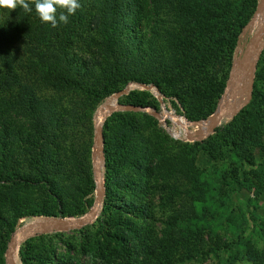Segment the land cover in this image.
I'll return each mask as SVG.
<instances>
[{
    "label": "trees",
    "instance_id": "1",
    "mask_svg": "<svg viewBox=\"0 0 264 264\" xmlns=\"http://www.w3.org/2000/svg\"><path fill=\"white\" fill-rule=\"evenodd\" d=\"M256 1L0 0V264L19 219L78 217L91 207L93 113L103 99L144 83L188 120L214 113ZM256 81L264 83V50L250 101L202 141L170 138L146 112L112 113L103 124L102 207L89 232L75 243L61 232L29 237L16 264H84L72 252L87 250L105 264H182L232 250L229 236L204 237V221L220 216L234 191L264 193ZM125 97L158 109L148 90ZM208 179L217 182L210 196ZM253 219L264 236V219ZM254 244L239 237L250 264H264V245Z\"/></svg>",
    "mask_w": 264,
    "mask_h": 264
},
{
    "label": "rangeland",
    "instance_id": "2",
    "mask_svg": "<svg viewBox=\"0 0 264 264\" xmlns=\"http://www.w3.org/2000/svg\"><path fill=\"white\" fill-rule=\"evenodd\" d=\"M258 1L259 0L256 1L255 9L253 11V14L250 17V19L252 17L254 18V22L252 23L248 32L243 33V30H242L241 33L239 34L237 41H236V44H235L234 49H233L232 57H231V65H230V68L228 71L227 78L229 77L230 71H231V73L232 72L234 73L235 70H236V73L234 75L232 74V76H237V77L235 78L234 84L230 88H228L224 103L227 104V102L232 101L229 107H232L234 109L239 108L242 105L243 101L248 98L247 91H248V82H249V70L247 69V71H246L247 73L241 77V79L239 80V83H238V77L242 74V71H241L239 64L242 61L243 52L245 50L246 45L249 43L250 38L252 37V34H253L255 28L257 26H259L260 24H263L262 22H264V16L261 14L260 10L257 9ZM144 3L147 6L150 5L149 0H144ZM261 42H264V31L262 34ZM263 50H264V46L262 47V49H261V51L257 57L256 64L254 66L253 77H252L253 86H254V81H255L257 63H258V60H259L260 55L263 52ZM255 53H257V52L255 51ZM252 60H253V57H252ZM250 64H252L251 61H250ZM248 68H250V67H248ZM226 81H227V79H226ZM225 84H226V82H225ZM230 84H231V81H230ZM256 84L264 92V83L261 81H256ZM235 85H236V87H235ZM253 86H252V91H253ZM126 87H127V91L123 95L117 97V99H114V98L109 99L112 96H116L115 94L118 91H120ZM234 87H235V90H234ZM120 90L112 93L111 95H109L108 97L103 99L97 105V107L93 113V131H94V121H96V120L98 121L99 113L102 110L106 109L110 105L116 104V102L127 104L124 102L125 98H126L125 96L128 95L131 91L148 90L150 93V96L152 98H155L158 101V109H156L155 107H153V108H155V110L162 113V115L169 114V116L166 117L165 121L159 122V126L164 130V132L170 138L175 139V140H179V141H183V140L189 141L186 137V131H187L186 127L180 125L178 123V120H181L184 123H186V121H190V120H188L183 115L182 110L179 106H175L170 101L163 98L160 95V92L158 91V89H155V88L145 89V88L141 87L138 83L129 82L126 86H124ZM233 91H236V95L234 97L232 96ZM252 91H251V96H252ZM8 95H10V93H7V91L1 93V96L4 97L5 99L8 97ZM250 99H251V97H250ZM250 99H249V101H250ZM106 101H107V103L104 104ZM218 103H219V101H218ZM262 105L264 106V104H262ZM244 106H242V108ZM97 112H98V114H97ZM212 114L206 118V120H207L206 122H209L208 119L212 116ZM96 115H97V118H96ZM235 115L236 114L227 115L225 118H223L220 121V123L217 126L225 127L233 119V117ZM172 116H174L176 118H173ZM205 124H207V123H205ZM197 129H199L198 126L189 125V130L195 131ZM214 133L215 132L213 130L212 132L209 133V135L206 138H208L210 135H212ZM190 142H193V141H190ZM95 148H96V146L94 147V132H93V145L91 147L92 173H93L92 153H93V149L95 151ZM254 148L256 149L255 153L257 154L260 150V146L258 144H255ZM103 152H104V146H103ZM211 162L212 161H211V158L209 157V155L207 153H205L203 150H199V152H198V163L201 166L209 167ZM103 175H104V167H103ZM93 177H94V173H93ZM94 180H95V178H94ZM208 181H209V186H210V189L208 191V196H210L211 194L214 193L215 186H216L217 182L215 181V179H208ZM103 185H104V176H103ZM103 195H104V186H103ZM94 196H95V191H94ZM210 204H213V200H211V199H210ZM158 210L159 209H157V212H158ZM219 211L221 212L220 216L216 215L215 218L207 217V219H205L203 235L207 239H209L208 238L209 235L213 236L214 234L220 235L224 238H225V236H229L230 237L229 242L232 245V250L227 251L225 253L222 252V257H221L220 253H219L220 254L219 257L216 256V254L211 253L209 255L202 256V257H199V258L194 259V260L183 262L182 264H250V262L246 259V257L243 256L244 255L243 250L240 247H238L239 237L249 238L252 242L255 243L254 245L255 246L257 245L258 247H262L264 245V236L262 235L259 228L255 225V223H254L255 219H253L254 217H256L258 219L259 218L264 219V193L263 192L258 191V189H256V188L242 189L240 191H234L232 193V200L230 203L227 204L226 210H225V207H222ZM161 215H162V213L159 211L157 213V216L160 217ZM228 215L230 216L231 221L226 219V217ZM44 217L52 218L51 216L23 217V218L19 219L17 227L15 230L19 229L18 231H20L21 229H23L26 226L36 224L37 222L49 220V218H44ZM64 218H68V217H64ZM40 219H42V220H40ZM36 220H40V221H36ZM65 220H67V219H65ZM94 220H93V222H94ZM34 221H36V222H34ZM232 221H233V224H231ZM86 226H90V224L82 226L80 228L72 229V230L54 231V232H61V235H59V238L66 239V240H69V241L75 243V242H78L82 238V235L89 232V231L88 232L86 231V228H87ZM81 228H83V229L81 231H78ZM45 233H49V232H45ZM17 248H18V243H17V246L14 250V259L16 256ZM60 248H61L60 251L65 252L62 249V247H60ZM90 253H91V250H87V252L80 253V254L72 252L74 257L76 259L80 260V262H82L84 264H105L103 261L96 259L95 257L91 256ZM17 256H18V253H17ZM18 263L20 264L19 258H18Z\"/></svg>",
    "mask_w": 264,
    "mask_h": 264
},
{
    "label": "water",
    "instance_id": "3",
    "mask_svg": "<svg viewBox=\"0 0 264 264\" xmlns=\"http://www.w3.org/2000/svg\"><path fill=\"white\" fill-rule=\"evenodd\" d=\"M257 9L260 10L261 14L264 16V0H259L258 1V6ZM253 17L249 20V22L245 25L243 28V33L248 32L249 28L252 25ZM263 24H260L257 26L252 34V37L250 38L249 43L246 45L245 50L242 55V61L239 64L240 68L246 72L247 68L250 67L251 71L249 74V85H248V98L245 99L242 103V105L235 109L234 111H231L230 107L228 104L222 105V100L225 96L226 90L229 87V82H230V76H231V71L229 73V77L227 78L224 90L222 92V95L219 99V103L216 107V110L212 114V116L208 119V124L204 125L206 119H199V120H190L186 121V137L189 141H202L205 139L210 132H212L215 127L220 123V121L227 115L231 114H236L242 106H244L250 99L251 97V91H252V86H253V70L254 66L257 61V57L264 46V43L262 44L261 48L258 50L257 57L255 61L250 64V56L255 50V47L259 44V42L262 39V34L264 31V22ZM141 87L145 89H151L155 88L153 85H147L144 83H138ZM127 91V87L118 91L115 95L116 97H119L123 95ZM159 93V92H158ZM232 96H235V91L232 92ZM118 111H133V112H146L149 115L153 116L158 122H163L165 121V115H161V113L155 108L149 106V105H140V104H132V103H118L114 105H110L108 108L102 111V118L103 122H98L94 121V147H97V153L101 154L102 157V163L100 164L99 162L94 161V150L92 153V158H93V173H94V178H95V196L93 203L89 210L84 213L81 216L78 217H68V218H57V217H44V218H49L47 221H41L37 222L36 224H32L29 226H26L22 229V231L15 230L13 234L11 235V238L8 242L7 249L5 252V263L6 264H13L9 254L15 247V245L18 243L19 244L24 241L25 239L35 236L40 233H45V232H54V231H66V230H72L76 228H80L82 226L91 224L93 220L97 217L98 213L101 210L102 206V198H103V167H104V152H103V144H104V133H103V124L106 121V119L114 112ZM189 125H195L198 126L199 129L195 131L189 130ZM67 219V220H65ZM18 253V250H17Z\"/></svg>",
    "mask_w": 264,
    "mask_h": 264
},
{
    "label": "bare ground",
    "instance_id": "4",
    "mask_svg": "<svg viewBox=\"0 0 264 264\" xmlns=\"http://www.w3.org/2000/svg\"><path fill=\"white\" fill-rule=\"evenodd\" d=\"M254 22V18H253V21H252V23ZM264 42H259V44L255 47V50H253V52H252V54H251V56H250V61L253 63L254 61H255V59H256V57H257V54H258V50H259V48H261V46H262V44H263ZM255 51L257 52V53H255ZM252 57H253V60H252ZM248 70H249V74H250V71H251V68H247ZM232 74H233V72L231 73V76H230V81H231V84H230V82H229V87L228 88H230L233 84H234V82H235V78L237 77V76H233L232 77ZM232 78V79H231ZM248 85H249V82H248ZM228 88H227V90H226V93H225V96H224V98H223V100H222V105H224L225 103V97H226V94H227V91H228ZM235 95H236V91H235ZM117 98V97H116ZM231 102L232 101H229V102H227V104L230 106V104H231ZM114 105V104H113ZM108 108V107H107ZM230 109H231V111H234L235 109L234 108H232V107H230ZM105 110V109H104ZM103 111V110H102ZM102 111L99 113V118H98V122H103V118H102ZM161 115H162V113H161ZM164 116V115H163ZM167 116H169V114H166L165 115V120H166V117ZM171 116V115H170ZM173 118H176V117H174V116H172ZM226 117V116H225ZM224 117V118H225ZM177 120V119H176ZM97 121V120H96ZM178 123L180 124V125H182V126H184L185 127V125H186V123H184V122H182L181 120H178ZM205 123H207L208 124V122H206L205 121ZM204 123V125H207V124H205ZM94 161L95 162H99L100 164L102 163V157H101V154L100 153H97V147L95 148V151H94ZM20 231H22V229L20 230ZM16 246H17V244L15 245V247L13 248V250L10 252V254H9V256H10V258H11V260H12V262H13V264H16V262H15V259H14V250H15V248H16Z\"/></svg>",
    "mask_w": 264,
    "mask_h": 264
}]
</instances>
